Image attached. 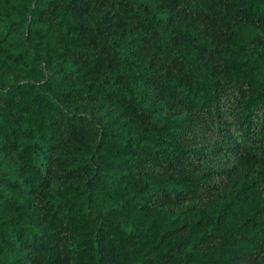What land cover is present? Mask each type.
Here are the masks:
<instances>
[{
    "label": "trees",
    "instance_id": "1",
    "mask_svg": "<svg viewBox=\"0 0 264 264\" xmlns=\"http://www.w3.org/2000/svg\"><path fill=\"white\" fill-rule=\"evenodd\" d=\"M0 264H264V0H0Z\"/></svg>",
    "mask_w": 264,
    "mask_h": 264
}]
</instances>
